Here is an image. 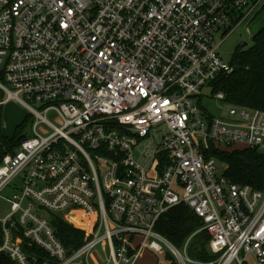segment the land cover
Segmentation results:
<instances>
[{"label":"built area","instance_id":"1","mask_svg":"<svg viewBox=\"0 0 264 264\" xmlns=\"http://www.w3.org/2000/svg\"><path fill=\"white\" fill-rule=\"evenodd\" d=\"M263 6L0 0V105L19 100L33 123L0 162V199L11 203L0 251L34 264L27 239L57 264H138L146 251L157 264H264V187L233 182L208 156L212 146L264 151V110L231 105L222 118L203 105L207 89L225 101L214 83L234 66L220 46ZM181 203L203 221L183 248L155 229ZM51 213L85 232L82 246L67 249ZM202 231L209 260L189 252ZM99 245L107 256L93 263Z\"/></svg>","mask_w":264,"mask_h":264},{"label":"trees","instance_id":"2","mask_svg":"<svg viewBox=\"0 0 264 264\" xmlns=\"http://www.w3.org/2000/svg\"><path fill=\"white\" fill-rule=\"evenodd\" d=\"M264 10H260L254 19ZM234 70L229 75L219 77L214 85L215 91L224 92L225 101L234 106L264 110V27L255 35L250 46L238 48L231 61ZM31 119L27 115L22 126L10 137H0V162L7 153H14L28 136L21 128ZM16 147V149H15ZM208 156L217 158L225 165V175L233 182L249 184L257 189L264 187V151L244 145L226 149L217 147L208 150ZM50 221L68 250L78 249L84 243L85 232L78 229L58 213L50 214ZM203 225L202 219L185 203L169 209L158 220L155 229L177 247H182L190 235ZM3 231L0 228V245ZM209 235L206 231L197 234L189 250L193 257L209 260L214 257L208 247ZM24 248L34 264H57V261L41 247L25 239ZM0 264H16L5 252L0 251Z\"/></svg>","mask_w":264,"mask_h":264},{"label":"rangeland","instance_id":"3","mask_svg":"<svg viewBox=\"0 0 264 264\" xmlns=\"http://www.w3.org/2000/svg\"><path fill=\"white\" fill-rule=\"evenodd\" d=\"M264 24V10L256 16L254 19H248L242 25L237 27L232 31L226 40L220 46V52L225 61L231 62L236 50L240 47L250 46L252 44V33L257 31ZM252 30V31H251ZM225 35V30H221L215 35V39L219 42ZM206 94L210 96V89L206 90ZM206 97L203 100L204 107L214 116V117H224L229 118V110L231 104L226 101H220L214 97ZM0 95V99H1ZM37 105V104H36ZM27 115H29V110L26 108L19 100L11 99L6 102L4 105H0V137H12L17 128L22 126ZM50 119L55 121V114L50 112L48 114ZM56 121H59L58 119ZM22 134L30 136L33 134V123L32 119L29 122H26L21 128ZM51 129L46 127L44 124H40L38 127V132L42 135H48ZM16 149V147H15ZM10 191L6 190L4 195H9ZM11 211V203L5 198L0 199V218L5 217ZM64 220L70 222L66 219L64 214ZM104 246L99 245L92 251L91 260L93 263L96 261L99 263L97 257L102 255L103 257L107 256V253L103 250ZM183 248V247H181ZM192 248V241L189 242V250ZM191 253V252H190ZM96 259V261H95ZM138 264H157V258L155 255H152L150 252H144Z\"/></svg>","mask_w":264,"mask_h":264},{"label":"water","instance_id":"4","mask_svg":"<svg viewBox=\"0 0 264 264\" xmlns=\"http://www.w3.org/2000/svg\"><path fill=\"white\" fill-rule=\"evenodd\" d=\"M264 27V24L255 32H251L252 33V40L254 39L255 35ZM252 31V30H251Z\"/></svg>","mask_w":264,"mask_h":264}]
</instances>
